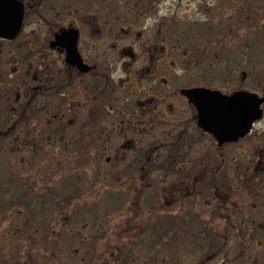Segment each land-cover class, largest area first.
<instances>
[{
  "label": "flooded vegetation",
  "instance_id": "obj_1",
  "mask_svg": "<svg viewBox=\"0 0 264 264\" xmlns=\"http://www.w3.org/2000/svg\"><path fill=\"white\" fill-rule=\"evenodd\" d=\"M16 1L20 33L0 36V141L12 152H88L93 167L169 178L175 200L204 202L214 186L220 208L244 191L252 207L230 208L229 218L244 210L264 217V105L263 119L238 140L219 145L199 127L200 90L264 97L253 81L256 35L241 34L220 0L203 2V21L187 22L191 33L175 32L181 0ZM200 56L212 58L201 71ZM239 72L250 85L207 79Z\"/></svg>",
  "mask_w": 264,
  "mask_h": 264
},
{
  "label": "rangeland",
  "instance_id": "obj_2",
  "mask_svg": "<svg viewBox=\"0 0 264 264\" xmlns=\"http://www.w3.org/2000/svg\"><path fill=\"white\" fill-rule=\"evenodd\" d=\"M203 2L180 1L175 32H184V22L203 21ZM221 4L229 21L254 26L240 28L241 34L263 33L264 0H220ZM198 59L200 71L212 62L210 57ZM252 72L260 90L264 56L256 57ZM223 74L224 82L211 74L210 85L234 89L252 81L248 73L239 72L236 80L233 73ZM258 129H264V122ZM6 146L0 143V264H264V217L244 210L229 218L230 208L252 207L244 191L228 205L221 200L223 208L210 199L214 186L203 194L209 195L204 202L185 196L175 200L171 180L161 182L153 170L93 167V154L88 152L36 154L25 147L12 152ZM170 215L173 226L159 228L158 219ZM68 216L73 218L71 227L66 226ZM82 219L87 221L84 229ZM156 231L164 233L157 240L152 235ZM40 234L48 236L40 240Z\"/></svg>",
  "mask_w": 264,
  "mask_h": 264
},
{
  "label": "water",
  "instance_id": "obj_3",
  "mask_svg": "<svg viewBox=\"0 0 264 264\" xmlns=\"http://www.w3.org/2000/svg\"><path fill=\"white\" fill-rule=\"evenodd\" d=\"M22 7L15 0H0V36L14 39L21 30ZM196 105L199 127L211 133L219 145L239 139L251 123L262 118L264 98L250 93L223 96L202 90Z\"/></svg>",
  "mask_w": 264,
  "mask_h": 264
},
{
  "label": "trees",
  "instance_id": "obj_4",
  "mask_svg": "<svg viewBox=\"0 0 264 264\" xmlns=\"http://www.w3.org/2000/svg\"><path fill=\"white\" fill-rule=\"evenodd\" d=\"M64 191V190H63ZM65 192V191H64ZM166 217V216H165ZM73 220V218H72V216H68L67 217V220L65 221V222H67L68 224L66 225V226H68V227H71V221ZM176 221H177V219H176ZM86 219H82V223H80L81 225H82V228L84 229V227H86L87 225H86ZM157 224H159V228H167V227H169V226H173V225H171V224H174V222H173V220H172V218L171 217H166V218H163V219H161V221H160V219H158V222H157ZM28 225V221L26 222V225H25V227H28L27 226ZM164 233L163 232H158V231H156V234H152L153 236H155L156 237V240H157V237H161L162 235H163ZM49 235H53V233L50 231L49 232ZM38 236H39V234H38V232L37 231H34V234H33V240H37V238H38ZM47 236H48V234L46 235V234H44V235H41L40 234V240L41 239H46L47 238ZM136 236H137V238L139 237V235H137L136 234ZM60 238H58V240H59ZM139 239V238H138ZM58 240L56 241V243L58 242ZM160 242V241H159ZM139 244V242L136 244V245H138Z\"/></svg>",
  "mask_w": 264,
  "mask_h": 264
}]
</instances>
